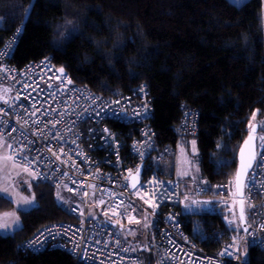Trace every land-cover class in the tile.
<instances>
[{"label":"trees","instance_id":"obj_1","mask_svg":"<svg viewBox=\"0 0 264 264\" xmlns=\"http://www.w3.org/2000/svg\"><path fill=\"white\" fill-rule=\"evenodd\" d=\"M260 8L261 0L239 6L227 0H0V47L20 30L11 57L17 67L50 58L65 68L74 83L108 98L145 87L158 147L165 157L173 156L179 142L188 146L194 139L199 154L197 180L222 182L234 179L237 152L250 119L255 112L264 117ZM184 108L198 112L195 135L176 133ZM157 166L164 175L173 171L171 167L167 172L161 163ZM56 189L35 179V207L19 212L18 230L0 234V264H81L64 251L25 254L16 249L21 239L41 226L76 221L69 206L56 197ZM0 202V211L12 206L7 199ZM181 219L191 239L206 235L199 245L202 249L215 253L228 246L219 215ZM137 225L139 233L129 238L134 253L143 264H155L150 221L144 217ZM245 244V261L264 264V253Z\"/></svg>","mask_w":264,"mask_h":264},{"label":"built area","instance_id":"obj_2","mask_svg":"<svg viewBox=\"0 0 264 264\" xmlns=\"http://www.w3.org/2000/svg\"><path fill=\"white\" fill-rule=\"evenodd\" d=\"M19 31L0 48V137L15 162L41 182L65 186L76 202L68 207L76 221L44 225L24 242L25 248L64 251L81 264H143L129 238L140 231L138 226L133 231L132 224L142 222L145 215L155 264H246L241 259L245 243L264 251V146L245 180L246 230L231 220L237 216V209L229 211L237 201L229 188L233 179L213 186L201 179L193 184L197 199L210 200L202 213L219 215L230 239L217 252L206 251L199 246L206 236L189 239L176 219L189 212L175 176L161 171L163 179L146 166L139 184L130 188V175L140 164L151 158L159 170L157 165L165 158L158 150L148 92L139 87L131 94L104 97L88 85L74 83L50 58L17 67L10 53ZM176 128L195 135L198 112L184 108Z\"/></svg>","mask_w":264,"mask_h":264},{"label":"rangeland","instance_id":"obj_3","mask_svg":"<svg viewBox=\"0 0 264 264\" xmlns=\"http://www.w3.org/2000/svg\"><path fill=\"white\" fill-rule=\"evenodd\" d=\"M235 5H241L248 0H229ZM261 25L264 33V0H261V8L259 11ZM1 25V23H0ZM264 36V34H263ZM254 124L259 125V131L257 132V147L260 148L264 145V130L261 126H264V117L258 118L253 116L250 119V126ZM189 145L186 146L183 142L177 144V149L170 158L171 164H174L175 174L183 182L182 191L184 194H190L194 198L191 192L192 188L189 187L187 190L184 188V184L189 186L190 180H197L199 177V164H198V151L197 144L194 139H190ZM162 165H169V157L161 162ZM36 177L26 167L15 162L8 151L7 142L0 137V196L7 197L12 203V206L8 210L0 211V224L10 225L5 231L0 229V234L10 235L21 227V218L19 216L20 211H29L36 205L35 196L32 193V184ZM189 181V182H188ZM194 181V182H195ZM6 190V191H5ZM30 193H28V191ZM230 192L235 195L234 183L231 184ZM56 197L58 200L66 205L67 207L71 204H76L74 199L68 194L67 188L62 186L56 189ZM34 201L33 203L25 204L24 201ZM1 203V202H0ZM189 210H194L195 205L187 204ZM244 214L248 216V204L244 202ZM236 203H233L230 212H234ZM144 216V215H143ZM146 217V216H144ZM18 221V223H17ZM234 250L239 249V244L236 243L233 247ZM246 244L242 251V258L245 260L246 256ZM135 251V250H134Z\"/></svg>","mask_w":264,"mask_h":264},{"label":"water","instance_id":"obj_4","mask_svg":"<svg viewBox=\"0 0 264 264\" xmlns=\"http://www.w3.org/2000/svg\"><path fill=\"white\" fill-rule=\"evenodd\" d=\"M257 132L258 125L254 124L250 127L248 134L244 141L241 143L238 152H237V166L233 179L234 188H235V196L237 198L236 207L237 214L240 220V224L242 230H246V219L244 216V202L242 200L243 190L245 185V180L253 167L256 152H257ZM250 137H252L250 139ZM247 142V143H246ZM251 165V167H249ZM142 166L140 165L135 174L130 175L129 185L131 189H134L140 182V174L142 172ZM239 173V182L237 181V174ZM111 225L116 226L115 223L109 222ZM119 230L123 228L121 226H117Z\"/></svg>","mask_w":264,"mask_h":264},{"label":"bare ground","instance_id":"obj_5","mask_svg":"<svg viewBox=\"0 0 264 264\" xmlns=\"http://www.w3.org/2000/svg\"><path fill=\"white\" fill-rule=\"evenodd\" d=\"M229 3H231L229 0H227ZM232 5H234V6H239V5H235V4H233V3H231ZM242 5V4H241ZM20 29V28H19ZM264 34V33H263ZM7 41V39L5 40V42ZM2 47V46H1ZM0 47V48H1ZM263 48H264V36H263ZM12 53L13 52H11L10 53V61H11V57H12ZM47 58V57H46ZM32 61H35V60H32ZM30 62V61H29ZM28 63V62H27ZM53 63V62H52ZM26 64V63H25ZM54 64V63H53ZM54 65H56V64H54ZM57 66V65H56ZM59 68H62L64 71H66L65 70V68L63 67V66H58ZM72 79V78H71ZM73 81V80H72ZM147 92H148V97L150 98V95H149V91H148V89H146L145 87H143ZM137 89H140L139 87H133V89H131V91H130V94L133 92V91H136ZM150 103H151V98H150ZM255 115H253V116H257L256 115V112L254 113ZM177 127V126H176ZM176 129V133L177 134H179V135H187V134H182V133H179L178 131H177V128H175ZM198 130H199V126H198ZM198 132V131H197ZM246 138V137H245ZM157 142H158V140H157ZM159 146V145H158ZM264 146V145H263ZM263 146H261L260 148H258L257 147V152H256V155H257V153H258V151L263 147ZM176 149H177V145H176V147H175V151H176ZM158 150L159 151H162L163 152V154L165 155V152L163 151V150H160L159 149V147H158ZM174 151V152H175ZM152 157H153V155H152ZM198 158H199V156H198ZM255 162V161H254ZM140 165H143L142 166V172H141V174H145V170H146V166L149 168V171H152V170H155L157 173H158V175H160V177H162L163 179H164V176L162 175V172L160 171V170H158V169H155L154 167H155V165L153 164V161L151 160V158H148L147 159V161L145 162V163H142V164H140ZM139 165V166H140ZM254 165V164H253ZM139 166H138V168H139ZM138 168H137V170H138ZM136 170V171H137ZM37 179V178H36ZM205 180V181H207L208 182V184H210V186H213V185H215V184H218V183H225V182H228L230 179H227V180H225V181H222V182H215V183H211V182H209L206 178H199V180ZM230 187H231V184H230ZM229 187V188H230ZM180 189V195H181V199H182V204L185 206V208L187 209V211L189 212L188 214L187 213H184V214H180V216L178 217V218H176L177 220H179V221H181L182 223H183V225H184V222H183V220L181 219L182 217H184V216H191V215H194V214H197V215H200V216H203V215H206V214H210V215H213V216H215V215H217V214H213V213H211V212H209V211H207V212H204V213H202V211H203V205L204 204H209L210 203V200H203V199H197L196 197H195V195H194V198L193 197H191V195L190 194H184V192L182 191V189L181 188H178V190ZM244 191V190H243ZM192 192V191H191ZM193 193V192H192ZM187 204H190L191 206L192 205H195L196 207H194L195 209L192 211V210H189L187 207H189ZM165 211L167 212V210L165 209ZM70 215V214H69ZM71 216V215H70ZM244 216H245V214H244ZM72 217V216H71ZM73 218V217H72ZM245 219H246V222L248 221V219H249V210H248V216L246 217L245 216ZM58 222V221H57ZM69 222H72V221H69ZM221 223H222V220H221ZM223 225V224H222ZM42 227H44V226H41L40 228H42ZM224 227V226H223ZM39 228V229H40ZM225 228V227H224ZM38 230V229H37ZM36 230V231H37ZM132 230L133 231H136V229H134V228H132ZM182 230H183V232L185 233V231H184V229H183V226H182ZM225 230H226V232H227V237L229 236V234H228V231H227V229L225 228ZM238 233V232H237ZM33 234V233H32ZM32 234L30 235V236H28V237H26V238H23V239H21L20 241H19V243L17 244V246H16V249L17 250H19L20 252H22V253H25V254H38V253H40V252H32L31 250H30V248H25L24 247V242H27L28 240H29V238L32 236ZM185 234H187V233H185ZM187 236H188V238L189 239H191V237L187 234ZM206 236V235H205ZM192 240V239H191ZM228 243H230V239L228 238ZM251 246L252 247H255V248H257V249H259L260 251H262L260 248H258L257 246H254V245H252L251 244ZM263 253H264V251H262ZM153 254H154V252H153ZM137 257H138V255H136ZM154 259H155V255H154ZM241 259H242V261H244L246 264H248L243 258H242V255H241ZM232 263V262H231Z\"/></svg>","mask_w":264,"mask_h":264},{"label":"crops","instance_id":"obj_6","mask_svg":"<svg viewBox=\"0 0 264 264\" xmlns=\"http://www.w3.org/2000/svg\"><path fill=\"white\" fill-rule=\"evenodd\" d=\"M163 166V168H165L166 169V171L167 172H171L170 171V169H171V167L173 168V171H172V173H171V175H173V176H175L177 179H178V181L180 182V185H182L183 184V182H181L180 181V179L177 177V175L175 174V169H174V165L173 164H171V162H170V159H169V165H162ZM195 180H190V182H189V186L191 187V185L193 186V184L196 182H194ZM186 184H184V186H185ZM182 187V186H181ZM188 208V207H187ZM237 213V212H236ZM144 218V216H142V219ZM235 223H238V224H240V220H239V217H238V214H237V216H236V219H235ZM132 226H134V229H137V226L138 225H136V223H134V224H132ZM124 232H125V229L123 230ZM137 233V232H136ZM132 235L134 236V234L132 233Z\"/></svg>","mask_w":264,"mask_h":264},{"label":"snow or ice","instance_id":"obj_7","mask_svg":"<svg viewBox=\"0 0 264 264\" xmlns=\"http://www.w3.org/2000/svg\"><path fill=\"white\" fill-rule=\"evenodd\" d=\"M11 50V46H9V51ZM61 72H63V69H61L60 70ZM113 115L114 116H120V115H122V114H118V113H113ZM255 115V114H254ZM262 127V130H264V126H261ZM252 137H250V139H251ZM247 143V142H246ZM249 167H251V165H249ZM237 181L239 182V173L237 174ZM255 182L253 181V184H254ZM6 191V190H5ZM0 198H2V199H7V197H5V196H0ZM34 201H28V200H25L24 201V203L25 204H29V203H33ZM101 203H103V201H101ZM249 207H254V206H252V205H249ZM17 223H18V221H17ZM9 227H11L10 225H7V224H0V229H4L5 231H7V229L9 228Z\"/></svg>","mask_w":264,"mask_h":264}]
</instances>
